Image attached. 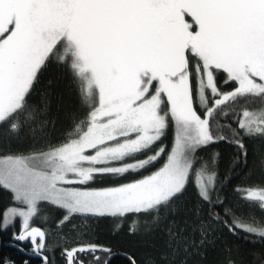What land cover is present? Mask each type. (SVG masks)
<instances>
[{
	"label": "snow or ice",
	"instance_id": "snow-or-ice-1",
	"mask_svg": "<svg viewBox=\"0 0 264 264\" xmlns=\"http://www.w3.org/2000/svg\"><path fill=\"white\" fill-rule=\"evenodd\" d=\"M116 257L264 264V0H0V264Z\"/></svg>",
	"mask_w": 264,
	"mask_h": 264
},
{
	"label": "trees",
	"instance_id": "trees-1",
	"mask_svg": "<svg viewBox=\"0 0 264 264\" xmlns=\"http://www.w3.org/2000/svg\"><path fill=\"white\" fill-rule=\"evenodd\" d=\"M245 219H248L252 221L253 223L255 222V218L251 215L246 216ZM112 264H122V258L120 257L114 258ZM145 264H151V261L149 259H146Z\"/></svg>",
	"mask_w": 264,
	"mask_h": 264
}]
</instances>
